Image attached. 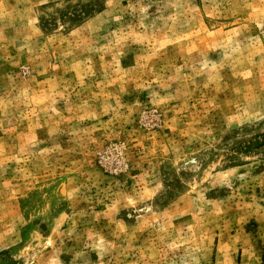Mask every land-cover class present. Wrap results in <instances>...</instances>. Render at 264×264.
<instances>
[{
  "label": "rangeland",
  "instance_id": "1",
  "mask_svg": "<svg viewBox=\"0 0 264 264\" xmlns=\"http://www.w3.org/2000/svg\"><path fill=\"white\" fill-rule=\"evenodd\" d=\"M0 264H264V0H0Z\"/></svg>",
  "mask_w": 264,
  "mask_h": 264
}]
</instances>
